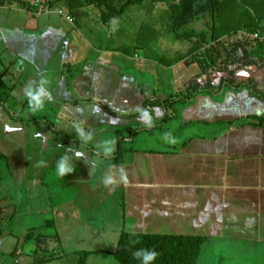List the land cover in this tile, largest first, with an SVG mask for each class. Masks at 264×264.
<instances>
[{
    "label": "crops",
    "instance_id": "1",
    "mask_svg": "<svg viewBox=\"0 0 264 264\" xmlns=\"http://www.w3.org/2000/svg\"><path fill=\"white\" fill-rule=\"evenodd\" d=\"M12 9L17 11V17H20V11L25 10L18 6ZM54 14H57L56 9L36 13L35 18L29 17L31 20L17 30L15 27H11L12 30L0 28L2 35L6 37V44L10 46L8 49L15 53V58L10 61L13 64L10 66L14 70L26 72L30 64L26 60H29L31 65L37 67L39 74L44 75V66L48 67L50 60L58 61L60 67L62 61L70 60V75L75 77L83 74L84 79L78 81L79 85L90 86V94H94L100 102H108L110 110L117 113L124 111V131H134L133 128H136V132L142 133L143 136L152 135V147L133 150L130 156L124 159L121 171L123 191L120 197L122 196L124 209L121 219L125 229L140 233L203 235L207 240L212 237H228L264 242V126L258 123V119L264 116V65L250 66L247 70L231 67L237 68L233 75L235 80L256 81L260 86V93H251L247 89L234 90L222 85L218 79L216 84L220 87L219 90L210 95H203L202 83H206V78L198 77L201 84L200 93L197 96H189L193 88L192 77L200 70L198 64L189 65L181 61L174 66L161 65L166 76H156L159 64L142 60L140 57L128 59L120 50V44L109 49H100L92 43L90 35L86 32L89 23H85V28L81 26L75 29L69 21ZM72 32L76 36H72ZM80 38L86 43L80 44ZM37 46H45L52 53L45 57L41 54L29 55L30 51H34L31 47L36 49ZM58 49L60 51L56 56ZM110 52L122 58V68L119 72L114 69V62L102 57ZM90 62L96 63L92 65L91 70L88 69ZM137 63H140L139 66ZM123 65L126 69H123ZM150 65L153 77L143 72V68ZM105 73H118L123 78L116 82L113 89H106L108 84H114L115 79L106 78ZM122 73L134 76L131 80H135L138 85L125 79ZM226 75L221 74L225 77ZM99 78H102V82ZM35 79L31 78L29 83H23L22 97H26L25 88L29 84L33 87L39 84V80ZM56 79L58 80L54 83L58 82L57 85L62 86L61 77ZM175 84L181 85L173 89ZM4 88L6 83L0 79V92ZM77 90L73 87V91ZM20 98L11 100L21 101V104L28 102ZM82 99L91 98H78L74 102ZM21 104L10 105V108H20ZM104 104L106 103L103 102L102 105ZM143 105L152 108V115L138 118L128 115H135ZM98 109V112H104V109ZM106 112H109L106 116H112L110 111ZM0 116L10 121L8 114L1 108ZM128 116L132 119H128ZM24 121L27 119L24 118ZM164 134L167 136H162ZM136 135L137 133L134 136ZM71 214L74 216L73 224L66 225L64 229L72 225L74 227L75 221L78 224L79 210H71ZM226 223L231 226L228 232L233 231L234 234L225 236L227 230L221 233ZM236 230L243 232L238 236L235 235ZM16 238L9 242L10 247L14 250L22 245L26 254L25 260L33 261L37 252H41L40 258L49 257L48 254L44 256L43 251H39L32 241L23 242V245L16 241ZM3 242L4 248L7 249L6 241ZM75 256L77 258V255ZM65 257L34 264H61Z\"/></svg>",
    "mask_w": 264,
    "mask_h": 264
},
{
    "label": "rangeland",
    "instance_id": "2",
    "mask_svg": "<svg viewBox=\"0 0 264 264\" xmlns=\"http://www.w3.org/2000/svg\"><path fill=\"white\" fill-rule=\"evenodd\" d=\"M58 6L62 7V4L59 3ZM16 12L0 9V26L3 20L7 18L17 22ZM54 15L61 18L58 13ZM128 18L125 17L121 21L122 24L128 26L126 32L120 33L124 37L121 38L115 33L112 40L120 37L121 46L133 50L136 36L133 34L135 31L129 25L134 22ZM66 27L69 28V26ZM91 28L94 29L93 21L86 27V32L93 41L94 36ZM71 34L76 36L74 32ZM104 40H107L105 35ZM162 40L163 43L166 42V46L162 48L159 46L163 52L160 51V54L167 60L171 57L169 44L173 48L184 47L182 42H176L168 37L165 41L164 38ZM85 43L83 38H80V44ZM8 47L10 48L9 44H6V37L0 33V77L6 75L2 78L3 83H6V88L1 89L0 92V108L10 117L8 122V119L4 116H0V155L8 157V162H6L7 172L13 171L15 173L14 176L9 175L8 179L10 180L8 182L6 180V183L13 185V193L17 197H26L28 198L27 202L30 200L31 204L26 203L21 207L27 208L30 211L29 215L22 216V221L15 223L6 219L4 222L5 227L9 231L13 230L15 233H22V235L28 232L32 225L40 226L42 224L43 231H54L53 233L58 231L59 241L63 246L61 250L68 253L61 264H76V256L74 253H69L73 247L102 250L91 254L88 257L87 264H120L111 254V251L116 247L120 229L123 226L121 218L124 209L122 207V196L120 197V193L123 191L121 176L123 166L117 164L112 157L117 153L119 141L125 148L123 155H126L125 159H127L133 150L152 147L154 145L152 143L154 141L151 139L152 135L143 136L142 133L136 132V128H133L134 131H124L122 121H124L125 113L123 110L117 116H106V114H109V112H106L107 107L103 106L94 94H90L92 92L89 91L90 86L79 85L78 81L84 79L83 74H78L75 77L68 75L62 86H58V82L54 83L57 71L61 68L56 60H50L48 67L44 66V75L39 74L37 67L31 65L29 60H26L27 63H30L26 72H21L19 69L14 70L8 64L15 58V53L12 50H7ZM36 49L31 47L33 52L30 51L29 55L41 54L45 57L47 54L52 53L45 46H37ZM57 51L56 56L60 49ZM137 51L141 56L145 53L144 50ZM119 56L110 52L102 57H106L107 61L114 62V69L119 72L122 68V58ZM76 57L80 58L78 54H76ZM93 64L96 63H89V70L92 69ZM139 64L137 63L138 66ZM123 69H126L125 65H123ZM137 69L139 71L140 68ZM130 72L133 71L130 70ZM143 72L144 74L148 73L151 77L154 76L151 65L144 67ZM104 75L111 80L115 79L114 84H108L106 89L109 87L113 89L116 82L123 78L118 73L113 75L105 73ZM155 75L166 76V72L161 65ZM42 77L48 78L47 90L53 98L52 102L45 103L43 110L37 113L32 112L28 102L21 104V101L14 102L11 100L19 97L28 100L27 97H22L23 83H29L31 78L41 80ZM96 78L98 79V74ZM125 79L127 78L125 77ZM99 81L102 82V78H99ZM180 85L175 84L173 89L180 87ZM73 87L78 90L73 91ZM85 97L91 99L74 102L78 98ZM20 104V108L18 106L14 107V110L10 108V105ZM98 107L104 109V112H98ZM20 116H24L23 118L27 121L25 123L18 122ZM31 116L34 121L28 123ZM128 118L130 117L128 116ZM26 127L32 128L27 129ZM56 131H63L66 136L72 135L75 138L85 140L81 136V133H83L84 137H87L86 142L90 147H86L84 151L79 150L77 147L73 148L74 144L69 143L67 145L61 136L56 137ZM135 133H137L136 136H134ZM177 133L179 134V132ZM54 137H56V140H54ZM58 139H60L59 143H57ZM109 143H111V152H106ZM157 145L158 143H156ZM76 153H81V156L78 157ZM64 156L70 158L69 162L72 164L74 171L64 177H59L57 175V162ZM41 161H43V165H41ZM108 180L111 183H105ZM40 182L44 185L41 186ZM3 186L7 188L6 185ZM76 208L79 210L81 217L78 224L75 221L74 225L78 226L79 232L85 234V238L82 239L85 241L79 244L76 242L75 226L72 225L68 229H64L66 225L73 224L72 217L74 216L71 214V210ZM41 218L45 220L42 223H40ZM48 221L54 223V228L46 226ZM57 225L62 229L56 228ZM229 228H231L229 224H224L221 233H225V230H227L225 236L230 233L234 234L233 231L228 232ZM69 230L71 232L68 233ZM242 232L243 230H236L235 235L240 236ZM54 243L53 237L50 238L45 249L54 247ZM10 250H12L10 243L9 248L0 249V258L8 264L12 263V258L9 256ZM42 254L46 256V254ZM198 264H264V242L212 237V239L206 241Z\"/></svg>",
    "mask_w": 264,
    "mask_h": 264
},
{
    "label": "trees",
    "instance_id": "3",
    "mask_svg": "<svg viewBox=\"0 0 264 264\" xmlns=\"http://www.w3.org/2000/svg\"><path fill=\"white\" fill-rule=\"evenodd\" d=\"M59 3L62 4V7L58 6ZM14 6L25 10L18 13L20 17H18L17 22L8 20V18L4 19L0 26L1 29L4 27L8 30H12L11 27H15V30L20 29L23 24L31 20L29 17L35 18L36 13L55 11L56 9L58 15L69 21L75 29L81 28V26L85 28V25L93 21L94 29L91 28V32L94 39L92 43L100 49H109L118 44L122 45L121 38L124 36L120 33L126 32L128 26L122 24L121 21L123 18L129 17L134 22L129 26L135 31L133 33L136 36L135 46L133 50H128L127 47H122L120 50L128 56V59L140 57L142 60L155 62L166 67L174 66L181 61L189 65L198 64L200 70L198 74L192 77L193 88L190 90L192 92L189 93V96H197L200 93L201 84L198 77L206 78V83H202V94L210 95L219 90L220 87L216 84L218 79L221 80L222 85L234 84L235 69L231 68L232 65H236L237 68L264 65V40L258 42L252 37H245L244 41H241L244 33L264 35V0H0L1 10L9 8L15 11L12 9ZM0 33L2 34L1 31ZM115 33L121 38L117 37L112 40ZM103 34L107 40H104ZM167 37L184 44V47L181 48H173L169 44L171 57L168 60L160 54L161 48L166 46V42L163 43L162 38L165 41ZM6 49L8 50V48ZM137 50H144L145 53L141 56ZM66 61H62V67L56 75L58 78L61 77L60 80H63V83H65V79L68 74L70 75L72 69L70 68L71 61ZM11 63L13 64L10 62L8 65L10 66ZM226 73L228 78L221 76V74ZM122 75L137 84L135 80H131L134 76H127L125 73ZM259 87L253 80L246 85L247 90H250L251 93H260ZM157 101L160 102V100ZM101 102L106 103L104 106L107 107V111L111 112L112 117L119 114L108 108V102L104 100ZM137 113L128 115L136 118L152 115V108L143 105ZM132 117L128 119H132ZM18 120L25 123L22 116ZM33 121L32 118H29L28 123ZM258 123L264 126V116L258 119ZM55 136H61L67 145L72 143L74 144L73 148L77 147L81 151H84L88 146L90 147L85 140L75 138L72 135L66 136L63 131H56ZM124 149L119 141L117 153L112 157L120 166H123L125 159ZM6 162H8V157L0 155V194L2 196L0 198V249H5V242L3 241H6V248H9L8 243L17 237L16 241L20 244L24 245L26 241H32L40 249L39 251L50 254L47 258H40L38 254L41 252H37L33 261H27L25 260L24 247L20 245L18 246L20 251H9V256L12 258L11 264L46 263L58 259V257L67 256L68 253L61 250L63 246L59 241L58 231L56 233L43 231L42 224L40 226L34 225L23 237L22 233L9 231L5 227L6 219L15 223L22 221V216L29 215L30 211L21 207L26 203L31 204L30 200L27 202L28 198L17 197L13 193V185L6 183V180L8 182L10 180L8 178L15 174L13 171L7 172ZM3 185H6L7 188H4ZM40 185L44 184L40 182ZM44 221L42 218L40 219V223ZM46 226L54 228V223L48 221ZM57 227L60 226L57 225ZM75 233L77 234V244L85 241L82 240L85 238V234L79 232L78 228L75 229ZM52 237L55 246L45 249ZM206 241L207 237L203 235L140 233L128 231L123 225L116 247L111 251V254L120 264H144L142 257L137 258L135 256V253L141 250L157 253L155 259L149 261L148 264H198ZM99 251L102 250L73 247L69 253L78 256L77 264H87L88 257ZM0 262L1 264H8L1 258Z\"/></svg>",
    "mask_w": 264,
    "mask_h": 264
},
{
    "label": "clouds",
    "instance_id": "4",
    "mask_svg": "<svg viewBox=\"0 0 264 264\" xmlns=\"http://www.w3.org/2000/svg\"><path fill=\"white\" fill-rule=\"evenodd\" d=\"M245 35L241 38V41H244L245 37H252L253 40L263 41L264 40V35L261 36L259 33L257 37H255V34H250V33H244ZM236 66V65H232ZM231 66V67H232ZM252 66H258V65H251ZM237 67V66H236ZM250 66L246 67H240V68H245L247 70ZM237 69V68H235ZM227 74V73H226ZM228 74L226 75V78H228ZM234 79V78H233ZM49 83V80L47 77H42L39 84L36 87H33L31 84H29L25 88V95L28 98V103L30 110L32 112H38L44 109L45 103L46 102H52V95L51 93L47 90V85ZM251 83L249 80H242V81H237L234 79V84L233 85H227L229 88H232L234 90H239V91H244L243 89H247L246 85ZM239 88V89H237ZM251 92L250 90H247ZM227 93V92H225ZM38 135V134H37ZM82 138L87 140V137H84V134L81 133ZM106 152H111V143H109L106 147ZM76 155L79 157L81 156V153H76ZM70 158L68 156L61 157L60 160L57 162V175L59 177H64L68 173H72L74 171V168L72 164L69 162ZM41 165H43V161H41ZM105 183H111L110 180L105 181ZM14 250L20 251L18 247H16ZM157 253L155 251H150V252H145L143 250L138 251L135 253V256L137 258L142 257L144 264H148L149 261H152L155 259Z\"/></svg>",
    "mask_w": 264,
    "mask_h": 264
},
{
    "label": "built area",
    "instance_id": "5",
    "mask_svg": "<svg viewBox=\"0 0 264 264\" xmlns=\"http://www.w3.org/2000/svg\"><path fill=\"white\" fill-rule=\"evenodd\" d=\"M38 1H41V0H38ZM43 1V0H42ZM258 36V34H255V37H257ZM0 264H1V262H0Z\"/></svg>",
    "mask_w": 264,
    "mask_h": 264
}]
</instances>
